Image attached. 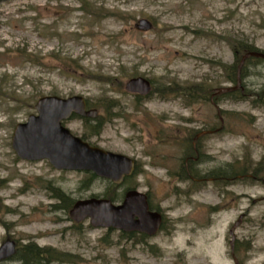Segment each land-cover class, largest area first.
I'll return each mask as SVG.
<instances>
[{
    "label": "rangeland",
    "instance_id": "rangeland-1",
    "mask_svg": "<svg viewBox=\"0 0 264 264\" xmlns=\"http://www.w3.org/2000/svg\"><path fill=\"white\" fill-rule=\"evenodd\" d=\"M230 41L264 51V0H0V242L31 237L47 251L40 264H234L229 229L241 216L233 255L264 264V106L255 101L264 60L246 64L240 96L217 97L223 126L201 141L195 179L175 174L193 131L220 126L215 107L188 101L182 88L232 86ZM135 76L152 83L148 99L125 90ZM45 95H80L100 113H121L99 134L92 122L66 126L136 160L133 176L110 190L147 192L165 215L157 234L125 237L71 220V203L102 196L108 181L16 156L13 129ZM57 194L68 208H55Z\"/></svg>",
    "mask_w": 264,
    "mask_h": 264
},
{
    "label": "water",
    "instance_id": "water-1",
    "mask_svg": "<svg viewBox=\"0 0 264 264\" xmlns=\"http://www.w3.org/2000/svg\"><path fill=\"white\" fill-rule=\"evenodd\" d=\"M137 26L149 29L151 24L146 19H140ZM249 56L264 57V54L254 51L245 53L238 64L236 84L233 87L219 88L218 92L231 91L240 86L239 70L245 58ZM125 90L147 94L150 91V83L144 77H132L126 81ZM34 108L36 114H30L25 122L16 124L13 129L11 146L19 158L47 159L57 169L90 171L114 184L122 183L124 177L133 173V159L124 154L91 146L71 134L61 124L62 120L72 113L95 117L96 110L87 109L82 96L63 98L45 95L37 99ZM69 215L75 221L88 218L93 227L114 228L124 232L137 231L149 236L158 231L162 221L159 212L148 209L146 194L136 189L127 190L122 201L118 203L102 197L79 199L72 205ZM239 219L229 230L232 254L234 228L239 224ZM5 249L9 252L13 250L11 246L3 245L0 248V258L6 256ZM234 262L239 264L235 258Z\"/></svg>",
    "mask_w": 264,
    "mask_h": 264
},
{
    "label": "flooded vegetation",
    "instance_id": "flooded-vegetation-1",
    "mask_svg": "<svg viewBox=\"0 0 264 264\" xmlns=\"http://www.w3.org/2000/svg\"><path fill=\"white\" fill-rule=\"evenodd\" d=\"M150 86H151V90L148 94L140 95V94L135 93V95L140 97L141 99H144V100L148 99V97L150 96L151 91H152V83L151 82H150ZM200 87H201L200 84L194 85V89H192L193 92H192V95L190 98L191 102L192 101H194V102L198 101V103L203 102L204 104L209 103L210 105H213L215 107L217 115L219 117L220 126L218 128L212 129L211 126H209V127L206 126V123H207L206 121H203L204 123H201L199 128L197 130L193 131V137L191 138L190 146L188 147L189 148L188 152L183 159V163H182V166L180 168V172L175 173V174H178L179 176L182 175L183 176L182 179H186V178L195 179V177L193 176L195 165L198 164L199 162H201V159L199 157V145H200L201 141L206 137V135H209V134H212V133H215V132L221 130L222 126H223V119L221 116V110L218 108L217 103H216L217 97L219 96L217 93H215L216 89L213 92H211L210 89H208V90L204 89V91H203L202 88H200ZM86 108L87 109H92V108L95 109L96 110L95 117L83 118V117H80L78 114L72 113L67 119L63 120L61 122V124L63 126H65L66 128H68L66 126V124L71 122V121H74L76 119H78L79 121H82L83 123L92 122V124H93L92 133L99 134V132L101 130V126L103 124H105L106 122H109V121H113L115 118H121L120 117L121 113H115V112L111 111V109L107 110V113L104 112V111H106L105 109L103 110V112L100 113L98 107L91 106L87 103H86ZM79 137L81 139L87 141L83 136H79ZM19 159H21V158H19ZM21 160L27 161V159H21ZM28 161H34V160H28ZM137 168H138V164L135 160V171L137 170ZM130 187H132V186H130ZM129 189H131V188H129ZM145 193L147 194V192H145ZM55 197L58 199L57 204L54 205L56 209L68 208L69 204L72 202L68 198L64 199L62 194H57V195H55ZM147 197H148V208H149V210L160 212V214L162 216V223H161L160 227H162L164 220H165V215L162 212L163 210L161 209L160 206L159 207L155 206L154 204H152L150 202L148 194H147ZM74 202L71 203V207L74 204ZM68 215H69V213H68ZM69 218H70V216H69ZM30 238L31 237H28L25 241H23L19 244L16 238L14 239L10 235L5 236L2 239V241L0 242V248L3 245H5L8 247L11 246L13 248V250H12V252H9V250H7V249L4 250V252H6L7 254H6V256L0 258V264H13V263L35 264L31 259L27 258V255L33 253L35 248L41 249L43 254L47 251H45V248L42 246H39L35 241H30L29 240Z\"/></svg>",
    "mask_w": 264,
    "mask_h": 264
},
{
    "label": "trees",
    "instance_id": "trees-1",
    "mask_svg": "<svg viewBox=\"0 0 264 264\" xmlns=\"http://www.w3.org/2000/svg\"><path fill=\"white\" fill-rule=\"evenodd\" d=\"M84 9H87L90 13H93L94 16L98 17L100 16L102 13L101 10L96 9L93 5H91L88 2L84 3ZM230 46L232 49V53L234 56V61L231 64L225 65V70L227 73V78L229 81H235L236 79V73H237V65L240 61V58L247 52H262L264 53V51H259L258 49H256L252 44L244 42V41H230ZM264 58L263 57H255V56H249L248 58H246V60L244 61L242 68L240 70V77L244 76L245 73V67L246 64L250 61H263ZM36 62V61H34ZM37 63V62H36ZM182 92H184L185 95L190 96L192 95V89L190 88H182ZM238 92L240 91H232V92H228L222 95H225L226 97H236V96H240L241 93L239 94ZM256 95H258L257 99H255L256 102H258L260 105L264 106V85L260 88V90L256 93ZM189 98V99H190ZM90 178H96L94 175L90 174ZM129 179V178H128ZM128 179L125 180V184L128 181ZM110 188H114L116 189L117 187L108 183V189H106V191L102 194L103 197L110 199L111 201H116L117 199H119L120 195L114 193L113 191L110 190ZM122 234L125 237H131L134 235V233H124L122 232ZM141 237H144L143 235H140ZM26 256V255H25ZM51 256V255H50ZM27 258L31 259L35 264H40L41 260L45 259V255H43L42 250L35 248L34 252L27 255ZM55 258V257H54Z\"/></svg>",
    "mask_w": 264,
    "mask_h": 264
}]
</instances>
